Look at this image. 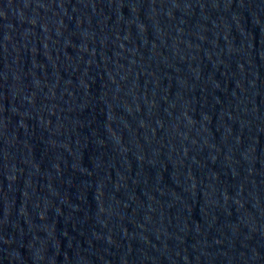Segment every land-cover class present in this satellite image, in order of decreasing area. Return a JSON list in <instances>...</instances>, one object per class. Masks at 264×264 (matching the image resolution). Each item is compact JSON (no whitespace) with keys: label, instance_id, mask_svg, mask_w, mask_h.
Segmentation results:
<instances>
[{"label":"water","instance_id":"95a60500","mask_svg":"<svg viewBox=\"0 0 264 264\" xmlns=\"http://www.w3.org/2000/svg\"><path fill=\"white\" fill-rule=\"evenodd\" d=\"M0 264H264V0H0Z\"/></svg>","mask_w":264,"mask_h":264}]
</instances>
